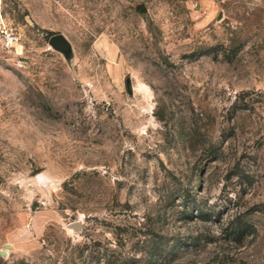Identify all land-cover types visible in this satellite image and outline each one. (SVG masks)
I'll list each match as a JSON object with an SVG mask.
<instances>
[{
    "label": "rangeland",
    "instance_id": "rangeland-1",
    "mask_svg": "<svg viewBox=\"0 0 264 264\" xmlns=\"http://www.w3.org/2000/svg\"><path fill=\"white\" fill-rule=\"evenodd\" d=\"M1 3L0 264H264V0Z\"/></svg>",
    "mask_w": 264,
    "mask_h": 264
},
{
    "label": "water",
    "instance_id": "water-1",
    "mask_svg": "<svg viewBox=\"0 0 264 264\" xmlns=\"http://www.w3.org/2000/svg\"><path fill=\"white\" fill-rule=\"evenodd\" d=\"M49 44L55 50L61 52L66 60L71 63L75 57V51L72 41L63 32H54L49 38ZM130 79L128 80V83ZM37 176H41L40 173ZM83 225L82 220H77L70 223V227L80 229Z\"/></svg>",
    "mask_w": 264,
    "mask_h": 264
},
{
    "label": "built area",
    "instance_id": "built-area-1",
    "mask_svg": "<svg viewBox=\"0 0 264 264\" xmlns=\"http://www.w3.org/2000/svg\"><path fill=\"white\" fill-rule=\"evenodd\" d=\"M1 33H3V43L6 47H14L19 43V37L14 30L1 28Z\"/></svg>",
    "mask_w": 264,
    "mask_h": 264
},
{
    "label": "crops",
    "instance_id": "crops-1",
    "mask_svg": "<svg viewBox=\"0 0 264 264\" xmlns=\"http://www.w3.org/2000/svg\"><path fill=\"white\" fill-rule=\"evenodd\" d=\"M3 20V13H2V3H1V0H0V24Z\"/></svg>",
    "mask_w": 264,
    "mask_h": 264
},
{
    "label": "bare ground",
    "instance_id": "bare-ground-1",
    "mask_svg": "<svg viewBox=\"0 0 264 264\" xmlns=\"http://www.w3.org/2000/svg\"><path fill=\"white\" fill-rule=\"evenodd\" d=\"M81 220V219H80Z\"/></svg>",
    "mask_w": 264,
    "mask_h": 264
},
{
    "label": "trees",
    "instance_id": "trees-1",
    "mask_svg": "<svg viewBox=\"0 0 264 264\" xmlns=\"http://www.w3.org/2000/svg\"><path fill=\"white\" fill-rule=\"evenodd\" d=\"M53 34V33H52Z\"/></svg>",
    "mask_w": 264,
    "mask_h": 264
}]
</instances>
